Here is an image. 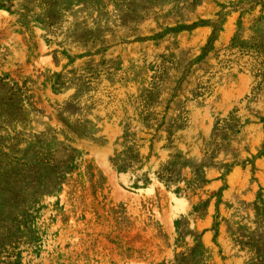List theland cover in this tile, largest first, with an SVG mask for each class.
I'll list each match as a JSON object with an SVG mask.
<instances>
[{
	"label": "rangeland",
	"instance_id": "1",
	"mask_svg": "<svg viewBox=\"0 0 264 264\" xmlns=\"http://www.w3.org/2000/svg\"><path fill=\"white\" fill-rule=\"evenodd\" d=\"M4 1L21 264H264V0Z\"/></svg>",
	"mask_w": 264,
	"mask_h": 264
},
{
	"label": "trees",
	"instance_id": "2",
	"mask_svg": "<svg viewBox=\"0 0 264 264\" xmlns=\"http://www.w3.org/2000/svg\"><path fill=\"white\" fill-rule=\"evenodd\" d=\"M8 1L0 0V5L10 6ZM20 105V97L18 96L16 99L12 97L10 90L4 92L2 96H0V106L15 108ZM0 211V264H21V253L18 250V244L21 239L20 232V224L14 222L12 224L4 223L1 218Z\"/></svg>",
	"mask_w": 264,
	"mask_h": 264
}]
</instances>
